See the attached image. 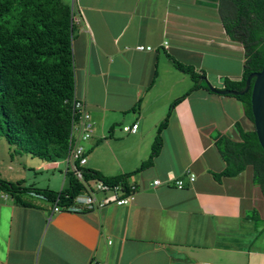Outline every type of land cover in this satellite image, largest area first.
I'll use <instances>...</instances> for the list:
<instances>
[{
	"label": "crops",
	"instance_id": "crops-1",
	"mask_svg": "<svg viewBox=\"0 0 264 264\" xmlns=\"http://www.w3.org/2000/svg\"><path fill=\"white\" fill-rule=\"evenodd\" d=\"M71 5L77 26L74 93L92 122L83 142L85 168L105 175L130 172L125 179L135 192L125 204L91 209L76 199L52 211L53 202L41 194L27 193L32 204L23 205L0 190V264H90L92 258L102 264H264V197L251 180L252 168L246 176L245 169L236 176L213 174L225 161L212 132L238 139L236 122L254 127L238 98L209 90L200 80L205 76L224 88L227 78H241L243 47L227 36L217 0ZM139 43L152 49L139 50ZM175 60L192 64L202 85L189 90L195 81ZM178 96L153 163L133 171L149 155L157 127ZM134 122V131L123 130ZM30 163L58 170L44 172L40 187L68 185L63 158L31 157ZM156 178L161 181L154 183Z\"/></svg>",
	"mask_w": 264,
	"mask_h": 264
},
{
	"label": "trees",
	"instance_id": "trees-1",
	"mask_svg": "<svg viewBox=\"0 0 264 264\" xmlns=\"http://www.w3.org/2000/svg\"><path fill=\"white\" fill-rule=\"evenodd\" d=\"M217 9L227 36L243 47L241 78L225 80V87L240 89L248 73L264 63V0H217ZM74 11L62 0H0V134L13 147V152L25 151L48 161L64 157L69 148L71 98L75 91L72 40L77 26ZM174 63L194 79L189 90L202 85L196 83L201 73L192 64L179 60ZM204 87L212 90L207 83ZM230 95L242 102L245 114L252 120L250 89ZM182 96L171 103L157 127L149 155L133 171L153 163L162 145L161 129ZM235 125L238 139L218 130L212 132L214 144L225 161L224 168L213 174L236 176L250 165L251 180L264 197V150L254 127L244 129L239 122ZM129 173L105 175L91 168L83 170L87 180L101 178L111 184L121 182L125 187L130 184L125 179ZM24 181L0 177V190L23 205L32 204L26 199L29 192L66 205L84 189L83 183L72 173L68 185L59 190Z\"/></svg>",
	"mask_w": 264,
	"mask_h": 264
},
{
	"label": "built area",
	"instance_id": "built-area-1",
	"mask_svg": "<svg viewBox=\"0 0 264 264\" xmlns=\"http://www.w3.org/2000/svg\"><path fill=\"white\" fill-rule=\"evenodd\" d=\"M139 50H150L152 47L148 44L139 43L135 46ZM67 101V99H65ZM72 103V118H71V129L69 137V148L64 155L65 161L64 173H72L83 183V198L82 203L86 208H101L109 203L125 204L130 201L135 192V185L129 184L125 187L121 182L109 183L101 178L85 179L83 176V170L87 161V149L83 142L88 139L92 134V122L90 119V113L86 104L82 99L78 98L76 94H73L71 98ZM137 127V122L130 124H124L123 130L134 131ZM189 179L192 180L195 174L192 171L188 172ZM173 174L169 175V178H173ZM90 181L93 183L91 184ZM161 180L156 178L154 183H159ZM177 186H182V181L178 179L176 181ZM98 193H103V195ZM77 196V195H76ZM76 196L73 200H76ZM72 200V201H73ZM71 201V202H72ZM66 205H61L56 201L53 202L52 211L58 210ZM90 264H102L97 258H92Z\"/></svg>",
	"mask_w": 264,
	"mask_h": 264
},
{
	"label": "rangeland",
	"instance_id": "rangeland-1",
	"mask_svg": "<svg viewBox=\"0 0 264 264\" xmlns=\"http://www.w3.org/2000/svg\"><path fill=\"white\" fill-rule=\"evenodd\" d=\"M62 1L68 4L72 8L71 5L72 0H62ZM12 148L13 147L7 142L5 137L2 134H0V177L10 181H16L18 177L23 179H31L34 180L33 185L40 187L39 183H42L40 181L41 179H43V177L41 176H45L44 172H46V175L48 176H51L52 172H58L57 168L55 170H48V171H45L44 168L37 170L36 165L35 164L31 165L30 163L31 157L35 158V160H44V159L25 151H20L18 153L13 152ZM14 172L15 174L12 175L10 174ZM248 174H251L250 166L245 168L241 176L242 175L246 176ZM90 183L92 184L93 182L90 181ZM83 196H84L83 190H81L77 194L76 198L80 200L83 198Z\"/></svg>",
	"mask_w": 264,
	"mask_h": 264
},
{
	"label": "water",
	"instance_id": "water-1",
	"mask_svg": "<svg viewBox=\"0 0 264 264\" xmlns=\"http://www.w3.org/2000/svg\"><path fill=\"white\" fill-rule=\"evenodd\" d=\"M213 91L227 94H242L250 89V108L253 116V125L257 139L264 150V63L261 68L252 70L245 78L244 86L236 88H217L205 76H201ZM199 80V82H200Z\"/></svg>",
	"mask_w": 264,
	"mask_h": 264
}]
</instances>
